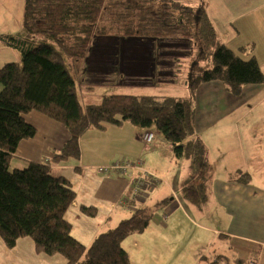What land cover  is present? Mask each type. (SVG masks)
Instances as JSON below:
<instances>
[{
	"label": "trees",
	"instance_id": "1",
	"mask_svg": "<svg viewBox=\"0 0 264 264\" xmlns=\"http://www.w3.org/2000/svg\"><path fill=\"white\" fill-rule=\"evenodd\" d=\"M174 30L197 49L188 95L115 93L99 103L81 102V73L95 37L156 39ZM0 42L20 54V59L0 67V236L10 248L30 237L38 252L62 255L66 264H132L123 241L148 227L154 209L137 208L86 246L72 234L66 217L77 196L70 182L44 162L11 168L20 143L38 132L27 121V113L38 111L69 130L70 138L54 158L79 157V139L91 128L129 121L144 132L154 131L172 143L176 158L189 160L190 174L180 196L201 205L208 197L214 166L197 133V87L219 81L239 95L247 84L264 83V71L254 55L244 58L223 43L204 11L179 0H25L22 29L1 32ZM250 176L243 171L230 174L242 182ZM222 257L209 261L204 256L203 264H216Z\"/></svg>",
	"mask_w": 264,
	"mask_h": 264
},
{
	"label": "crops",
	"instance_id": "2",
	"mask_svg": "<svg viewBox=\"0 0 264 264\" xmlns=\"http://www.w3.org/2000/svg\"><path fill=\"white\" fill-rule=\"evenodd\" d=\"M179 1L204 11L214 24L219 39L243 56L246 54L245 58L254 55L264 71V0ZM2 13L0 6V33H15L12 28L2 26ZM242 47L245 48L240 50ZM113 49L109 45H92L85 62L90 67L88 70L101 78L110 72L113 74L117 68L122 77H128L125 85H161L173 83V78L179 76L175 62L172 70V66L161 67L160 61L152 63L147 58L138 65L137 62L119 65L111 60L112 57L104 55ZM170 51L179 52V49L170 46ZM97 53L103 55L96 56ZM18 59L17 49L0 42V67ZM90 63H93L92 67ZM185 85L189 93V76ZM227 92L231 94L227 85L219 81L202 83L196 90L197 133L208 145V152L209 130L218 123L203 124L199 119L200 109L207 102L218 101ZM239 95L241 104L250 109L238 107V104L233 106L238 108L233 109L230 118L228 113L221 116V119L228 118V141L216 145L217 159L209 154L214 179L208 197L201 205L180 196L181 187L190 174L189 160L184 177H181L186 159L176 158L173 145L160 138L145 148L144 130L131 122L128 124L129 121L111 124L105 129L91 128L79 139V157L54 158L70 138V132L62 123L31 111L26 114V119L37 127L38 132L35 137L22 141L13 157L26 165L30 161L47 163L52 173L70 182L77 196L66 217L72 223V234L86 246L101 231L115 227L137 208L143 207L156 210V217H152L143 232L133 233L127 248L123 244L132 264H202L204 256L213 259L216 255L225 258L217 264H238L237 259L243 262L239 264H264V84H247ZM253 124L256 127L248 131ZM139 159L145 168L163 177L167 183L142 187L131 177V172H101L98 169V166L118 160L135 162ZM221 164L223 170L226 166V175L216 174V166ZM235 170L249 172L250 180L231 179L229 174ZM165 198H170L169 202L158 206ZM90 207L93 209L86 210ZM66 263L67 259L62 255L38 252L30 237L20 238L16 246L10 248L0 236V264Z\"/></svg>",
	"mask_w": 264,
	"mask_h": 264
},
{
	"label": "rangeland",
	"instance_id": "3",
	"mask_svg": "<svg viewBox=\"0 0 264 264\" xmlns=\"http://www.w3.org/2000/svg\"><path fill=\"white\" fill-rule=\"evenodd\" d=\"M24 3L25 0H0V6L3 10L1 16L2 26L12 28L13 31L19 32V30L23 27V22H24ZM7 33H14V32H7ZM187 44H189V46ZM92 45H100V46L109 45L114 47L113 50L105 53L104 55H106L107 57H112L111 60L113 59L114 61L119 63V65L121 62H125V63L127 62L129 64H134L133 62H137L136 64L138 65V62H143L147 58L149 59L147 61L148 62L150 61L152 63L153 61L156 62L160 61L161 67L172 66L170 68V70H172L175 62L176 63L175 65H177V68L175 69L177 70L179 76L173 78L174 80L173 83H164L161 85L156 84L154 86H148L141 83L125 85L126 82L128 81V77L126 76L122 77L121 70L117 71V68H115V72L111 74L112 76L110 75L111 73L110 72L107 75H102V77L100 78L94 75L91 71H89L88 69H90V67H88L87 64H85V67L83 66L81 80L79 83L80 99L83 104L87 102L91 103L93 101L97 103L102 102L103 98L106 96L105 94L111 95L114 93L116 94L161 93V94H171V95L174 94L179 97H185L188 94V89L185 85V80L190 74V69L193 60L197 57V49L193 47V43L190 39L181 37L178 31L174 30L170 36L156 38V39L140 37V36L121 37L115 35H110L107 37H96L93 39L91 46ZM170 46L174 50L179 49V52L170 51ZM159 48H161V50ZM239 53L243 56L241 52ZM101 55H103V53L96 54V56H101ZM244 56H246V54H244ZM90 65L92 67L93 63H90ZM249 85H256V84H249ZM231 94L227 92V95L225 94L221 96V98L218 101L207 102L204 105H202L200 109L199 119L203 124L209 122L215 123L216 121H217L216 123H218L215 124L216 127H211V129L209 130L210 134L208 136V142L210 145L209 154L210 157H213L215 159H217L216 148H215L216 145L218 144L224 145L228 141L227 132L229 133V129L227 127L228 124L226 123L228 118L226 117L225 119H221V116L228 113L230 118L233 114V109L236 110L238 107H243L246 110L250 109L248 105L241 104L242 102L239 101L238 98H240L241 95H235L233 93ZM236 105H238V107L233 108V106ZM229 121L233 122V120H229ZM128 124L131 123L129 122ZM255 127H256L255 124L250 125L248 131L253 130ZM159 138L165 140L166 142L171 143L162 136L157 135V140H160ZM206 146L208 148L207 144ZM185 161L186 163L184 170L181 173V177H184L186 171V165L189 164L187 159ZM20 162L22 161L19 158L13 157L11 168L24 167L26 165ZM223 167L224 166L222 164L216 166L217 175H226L225 172L226 166H225V170L222 169ZM240 172L241 170H235L231 172V174H236ZM160 182H166V181L162 177L156 179V181L148 180L146 183H143L141 186L143 187L145 184L156 185ZM170 182H172V180H170ZM174 186L177 187L176 189H179V186H177L176 184H174ZM153 216L156 217L155 214H153ZM132 236H134V234L124 240L123 244L125 245L126 248ZM209 258L207 259L211 261V258L210 259ZM221 260H225V258L222 257L220 260L218 258V261ZM203 263H206V260H203Z\"/></svg>",
	"mask_w": 264,
	"mask_h": 264
},
{
	"label": "built area",
	"instance_id": "4",
	"mask_svg": "<svg viewBox=\"0 0 264 264\" xmlns=\"http://www.w3.org/2000/svg\"><path fill=\"white\" fill-rule=\"evenodd\" d=\"M145 148L150 147L157 140V134L154 131H145L142 135ZM101 172L117 171L120 173L131 172V177L139 183L138 186L146 183L148 180L156 181L160 178L157 174L145 168L142 165V160L137 161H116L113 164L98 166Z\"/></svg>",
	"mask_w": 264,
	"mask_h": 264
},
{
	"label": "bare ground",
	"instance_id": "5",
	"mask_svg": "<svg viewBox=\"0 0 264 264\" xmlns=\"http://www.w3.org/2000/svg\"><path fill=\"white\" fill-rule=\"evenodd\" d=\"M111 172V171H110Z\"/></svg>",
	"mask_w": 264,
	"mask_h": 264
}]
</instances>
